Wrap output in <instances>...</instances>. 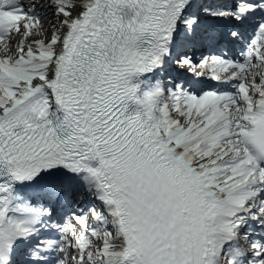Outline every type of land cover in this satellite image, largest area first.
<instances>
[{"label":"snow or ice","instance_id":"1","mask_svg":"<svg viewBox=\"0 0 264 264\" xmlns=\"http://www.w3.org/2000/svg\"><path fill=\"white\" fill-rule=\"evenodd\" d=\"M0 264H264V0H0Z\"/></svg>","mask_w":264,"mask_h":264}]
</instances>
